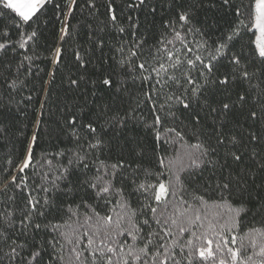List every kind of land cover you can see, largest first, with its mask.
<instances>
[{
	"label": "snow or ice",
	"instance_id": "obj_1",
	"mask_svg": "<svg viewBox=\"0 0 264 264\" xmlns=\"http://www.w3.org/2000/svg\"><path fill=\"white\" fill-rule=\"evenodd\" d=\"M114 3L72 53L78 69L101 62L107 101L45 121L51 72L25 124L21 77L53 16L63 62L77 0H0V53L15 54L0 59V264H264V0Z\"/></svg>",
	"mask_w": 264,
	"mask_h": 264
},
{
	"label": "trees",
	"instance_id": "obj_2",
	"mask_svg": "<svg viewBox=\"0 0 264 264\" xmlns=\"http://www.w3.org/2000/svg\"><path fill=\"white\" fill-rule=\"evenodd\" d=\"M98 11L95 13V19L89 16V9L84 6L83 0H77V7L74 12V15L70 17L67 21L71 25V32L73 35L77 31H80V36L75 37V39L69 40L68 43L63 44L65 49L62 55V63L56 68H53L51 63V52L48 49H54L57 46H60L59 40V28L61 27L59 21L53 16L52 21L45 25L44 29V39L40 42V47L35 49V53L38 54V59L34 60V66L30 69L29 74L22 76V79H26L28 84L22 91L21 95H17L18 100H22L25 96L31 95L33 101L27 109L28 116L25 119L24 123L29 124L30 121L35 119L32 109L35 108L37 111L40 108V102L44 101L46 98L45 93L48 92L47 85H44V82L49 79V73L55 72V81L52 84L50 93L47 96V104L44 109L45 121L49 120L48 113L51 112L55 114L57 112V106H63L65 102L71 101L76 104H87L88 108H96L97 110L102 107L103 103L107 101L109 93L104 90V86L99 83L100 76L102 74L101 62L95 57L92 58V62L87 65V69L80 68L76 66V62L73 57V49L78 47L81 44H84L85 36L84 33L88 31L86 27L81 29L82 25H85L86 21L93 20L94 23H99V21L105 19V5L107 0H95ZM129 0H115L114 7L118 10V15L126 16L129 14V9L127 4ZM123 9L122 12L119 10ZM52 12H49V16H52ZM131 15L134 17L138 15L136 12H132ZM140 19L143 20V16H140ZM5 23H8L5 20ZM11 34V33H10ZM67 39V38H66ZM23 51V50H21ZM108 50L105 49V53ZM29 55H33V52H29ZM99 56V53L96 54ZM15 56L14 53L9 52L7 58L4 57L3 53H0V59H11ZM17 59L22 57H16ZM107 60V56L105 57ZM103 69H108V64H103ZM80 74H84L85 80L81 82V87L76 89L74 86H70L68 83L69 77L76 78ZM95 82V83H94ZM42 86L43 89L42 90ZM95 92V95L92 93ZM236 120H240L242 124H247L243 120V117L236 116ZM250 123V122H248ZM45 131L47 130V124L44 125ZM29 135L31 134V127L28 128ZM62 146V145H61ZM42 148L53 147L52 143H41ZM21 145L16 144V150L19 151ZM11 150V145L8 148H0V186L3 185L5 179H7V174L3 171L5 168V157L8 151ZM40 149H37V155L39 156ZM6 196H0V200H6ZM3 210V205H0V211Z\"/></svg>",
	"mask_w": 264,
	"mask_h": 264
}]
</instances>
